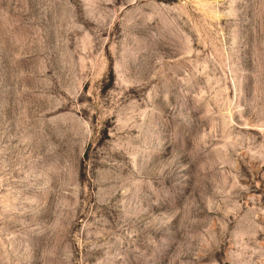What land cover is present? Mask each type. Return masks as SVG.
Instances as JSON below:
<instances>
[{"label": "rangeland", "instance_id": "1", "mask_svg": "<svg viewBox=\"0 0 264 264\" xmlns=\"http://www.w3.org/2000/svg\"><path fill=\"white\" fill-rule=\"evenodd\" d=\"M0 264H264V0H0Z\"/></svg>", "mask_w": 264, "mask_h": 264}]
</instances>
